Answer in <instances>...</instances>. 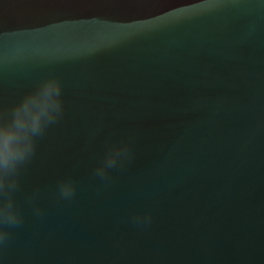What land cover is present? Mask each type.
Wrapping results in <instances>:
<instances>
[{
    "label": "water",
    "instance_id": "obj_1",
    "mask_svg": "<svg viewBox=\"0 0 264 264\" xmlns=\"http://www.w3.org/2000/svg\"><path fill=\"white\" fill-rule=\"evenodd\" d=\"M49 75L63 116L20 172L0 264H264L259 0H0V109ZM120 141L133 157L102 182Z\"/></svg>",
    "mask_w": 264,
    "mask_h": 264
},
{
    "label": "clouds",
    "instance_id": "obj_2",
    "mask_svg": "<svg viewBox=\"0 0 264 264\" xmlns=\"http://www.w3.org/2000/svg\"><path fill=\"white\" fill-rule=\"evenodd\" d=\"M259 2L264 6V0ZM63 112L62 84L54 75L40 79L10 106L0 109V246L9 239L10 229L23 224V214L15 200L20 172L35 156L38 140L50 126L59 122ZM133 154L130 141L109 142L94 175L107 182L109 172L122 168ZM56 194L60 200H72L76 195L75 182L71 178L61 179ZM37 197L38 193L29 197V204L34 216L41 217L43 212ZM130 222L144 227L150 224L151 216L147 211L134 214Z\"/></svg>",
    "mask_w": 264,
    "mask_h": 264
}]
</instances>
